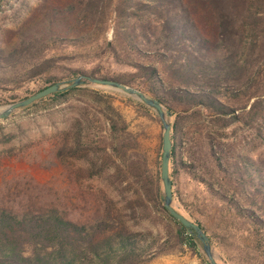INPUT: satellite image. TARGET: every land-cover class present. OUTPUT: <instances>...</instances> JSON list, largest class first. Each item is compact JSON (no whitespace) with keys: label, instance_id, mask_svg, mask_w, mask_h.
<instances>
[{"label":"trees","instance_id":"1","mask_svg":"<svg viewBox=\"0 0 264 264\" xmlns=\"http://www.w3.org/2000/svg\"><path fill=\"white\" fill-rule=\"evenodd\" d=\"M35 1L39 9L24 22L15 42L0 48V92L42 81L38 92L86 75L134 87L156 100L173 118L168 176L172 200L182 208V213L179 208L177 212L213 240L175 188L181 172L195 184L202 200L225 208L232 214L225 212L227 219L242 226L246 241L237 252L241 261L264 264V159L239 156L224 164L210 146L224 185L215 189L195 171L193 162L184 163L178 155L185 139L183 122L195 114L221 126L238 121L264 139V0ZM29 10L28 0H0V29L5 13L19 19ZM109 30L112 40L105 38ZM83 46L90 50L55 54ZM82 61H90V66L65 65ZM76 95L85 100L72 111L68 124L60 128L52 124L47 135L51 144H59L51 150L52 158L71 168L79 183L114 165L118 179L126 172L133 180L134 203L123 206L127 214L115 212L108 204L103 214L85 222L71 220L54 205L0 204V264H147L184 244L201 264H209L197 251L199 241L163 207L159 174L132 152L136 139L111 96L76 86L21 110L46 102L59 105ZM16 101L14 96L8 100ZM243 101L242 112L235 115L234 104ZM136 106L147 113L143 104ZM35 141L14 128L4 132L0 124V152ZM146 222L158 229H142ZM223 232L228 234L230 227Z\"/></svg>","mask_w":264,"mask_h":264},{"label":"rangeland","instance_id":"2","mask_svg":"<svg viewBox=\"0 0 264 264\" xmlns=\"http://www.w3.org/2000/svg\"><path fill=\"white\" fill-rule=\"evenodd\" d=\"M53 1L63 4L69 0ZM28 2L30 10L22 14L21 18L15 19L12 13L7 12L1 20L0 48L2 50L15 42L16 34L23 30L24 22L34 16L36 9H39V3L35 0H28ZM105 38L113 39L111 30L105 34ZM89 50L90 48L83 46L78 49H63L55 54H83ZM73 63L65 65L82 68L90 66V61L86 64L83 61ZM110 67L115 66L110 65ZM64 81L66 80L59 82ZM42 86V81H36L25 84L17 90L0 92V100L5 101L4 104H0V108L9 103L11 96L20 100ZM82 87L111 96L113 106L127 124V130L136 139L132 144V152L144 157L148 169L152 173L159 174L162 128L160 121L155 120L157 117L155 112L143 104L147 113H141L136 106V103H140L138 100L115 88L91 83H85ZM80 97L76 95L71 100L54 106L46 102L28 110L19 108L0 120L4 132L14 128L20 135L26 134L38 140L32 144H16L12 149L0 152V204L14 207L28 203H34L35 206L54 205L63 210L71 220L85 222L103 214L108 204L115 212L120 213L125 212L123 206L134 203L136 191L133 180L126 172L123 179H118L114 165H110L100 176L79 183L71 172V168L62 167L56 159L52 158L51 150L59 144H51V139L47 137L48 133L52 132L51 125L58 128L64 124L67 125L72 111L85 100V97L83 99ZM244 104V101L234 104L235 115L242 112L241 108ZM249 104L250 102L246 108ZM172 121L173 118L170 117L169 122ZM183 123L182 131L185 139L178 155L184 163L193 162L195 171L209 179L215 189H220L224 185L221 174L218 173L214 160L210 156V146L213 147L215 154L221 157L224 164L233 162L239 156L264 159V139L259 138L256 131L238 121L221 126L214 124L204 115L195 114L187 116ZM261 134H264V131ZM107 151L110 150L107 149ZM81 167L85 169L84 165ZM159 186L162 191L160 180ZM175 188L190 214L199 220L207 233L211 235L213 240L210 241L208 238V241L216 263L245 264L237 254L240 246L242 247L246 241L245 235L241 234L243 228L239 222L227 219L224 215L227 212L225 208L221 209L206 198L202 200L203 195L199 194L195 184L181 172L175 180ZM171 204L175 210L179 208L182 213V208L172 200V197ZM227 213L232 215L231 212ZM141 226L142 229H158L148 222ZM227 226L230 227L228 234L223 232ZM197 251L207 261L200 242ZM147 264H201V261L198 255L193 254L188 245L184 244L156 257Z\"/></svg>","mask_w":264,"mask_h":264},{"label":"water","instance_id":"3","mask_svg":"<svg viewBox=\"0 0 264 264\" xmlns=\"http://www.w3.org/2000/svg\"><path fill=\"white\" fill-rule=\"evenodd\" d=\"M85 83H91L95 85L109 86L119 90L120 92L138 100L140 103L151 108L161 123L162 136H161V154H160V166H159V177L162 184V205L168 214L175 219L179 224L185 228L191 236H194L201 244L202 251L209 264H217L208 241V237L201 230V228L195 223L188 220L182 214L177 212L171 204V182L168 176V165L170 159V122L171 113L162 107L156 100L146 96L140 90L134 87H127L123 84L112 81L104 80L97 77H90L86 75H81L73 79L66 80L64 82H56L50 86L43 88L42 90L35 92L34 94L16 101L4 105L0 108V120L6 118L12 111L26 107L36 100L46 97L47 95L53 94L55 92L72 88L76 86H83Z\"/></svg>","mask_w":264,"mask_h":264}]
</instances>
